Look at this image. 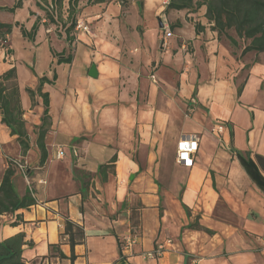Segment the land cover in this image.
Masks as SVG:
<instances>
[{
    "label": "crops",
    "instance_id": "0c3cea01",
    "mask_svg": "<svg viewBox=\"0 0 264 264\" xmlns=\"http://www.w3.org/2000/svg\"><path fill=\"white\" fill-rule=\"evenodd\" d=\"M96 1H78L76 19L91 33L74 30L70 45L61 26L46 25L39 0H24L4 22L26 31L38 25L33 40L13 27L6 43L12 63L4 66L0 53V74L16 69L23 115L35 103L39 126L42 100H31L26 89L35 91L39 78L55 72L54 83L42 86L51 124L44 144L47 158L48 137L62 156L54 150L59 165L46 158V175L33 176L36 204L0 215V240L23 234L25 264H264V58L234 55L207 20L191 25L196 13L170 10L175 24L153 26L168 0H134L127 9ZM68 2H62L63 20ZM198 11L204 16L206 9ZM53 54H70L72 61L57 64ZM92 64L96 78L88 76ZM164 68L172 75L164 78ZM182 135L198 138L190 167L176 162ZM14 141L0 122V182ZM73 157L81 162L74 168L84 172L73 170ZM101 165L111 172L99 173ZM61 175L69 186H55ZM15 177L21 197L27 188ZM67 220L84 234L73 249L63 234ZM129 234L137 240L126 251L122 241ZM158 245L164 248L159 257H143Z\"/></svg>",
    "mask_w": 264,
    "mask_h": 264
},
{
    "label": "trees",
    "instance_id": "16d2710c",
    "mask_svg": "<svg viewBox=\"0 0 264 264\" xmlns=\"http://www.w3.org/2000/svg\"><path fill=\"white\" fill-rule=\"evenodd\" d=\"M1 1V0H0ZM24 0H16L11 7H0V12L15 13L16 10L22 8ZM45 8L36 2V6L45 13L46 25L55 24L61 26L65 33V39L70 45L74 39L72 33L75 29L77 19L76 5L79 0H69L67 17L62 18V2L63 0H41ZM100 2L97 0L95 3ZM205 7V18L211 24V29L217 32L218 36L224 35L229 43L236 47L237 42L228 31L233 30L237 37L249 40L242 51L241 56L248 52L262 53L264 52V0H168L164 13L170 10L187 11L188 13H196L201 7ZM139 15L142 14V4L137 2ZM13 27L19 29L22 37L27 40H33L38 30V25L33 24L29 31H26L22 25L15 23L14 25L0 21V47H5L7 38L12 32ZM201 26L196 23L195 28ZM7 54H11L7 50ZM56 57L57 64H70L72 56L53 54ZM56 74L53 71L52 78H39L37 88L31 90L26 89L31 100L38 95L42 100L43 113L41 123L36 127L37 138L36 147L39 150V165H43L47 158L44 144V138L50 129V116L48 115L49 97L48 94L42 92L44 84H53ZM240 90L238 91V94ZM23 111L20 102L19 87L17 82V73L14 67H11L0 74V122L9 130L11 136H15V140L20 147L21 154L24 156L30 148L28 142L25 122L22 119ZM109 165L99 166V173ZM112 167V166H110ZM16 165L10 163L5 169L0 182V215L14 213L15 211L27 208L36 204L30 190L27 188L23 196L19 197L13 185ZM64 235H67L71 249L83 238V230L70 221L65 222ZM24 242L23 234H16L6 239L0 240V264H25L22 258ZM64 257L63 255H61Z\"/></svg>",
    "mask_w": 264,
    "mask_h": 264
},
{
    "label": "rangeland",
    "instance_id": "374dc122",
    "mask_svg": "<svg viewBox=\"0 0 264 264\" xmlns=\"http://www.w3.org/2000/svg\"><path fill=\"white\" fill-rule=\"evenodd\" d=\"M16 1V0H15ZM14 0H1L0 1V5H3V6H6V7H11L14 2ZM40 2H42L41 0H39ZM102 1H105L106 3H110V2H114V3H119L121 6L125 7L127 9V7L131 4H133V1L134 0H102ZM43 4V3H42ZM138 7L135 6V10H137ZM168 13H165L161 16V18H159V22H155L153 23V26H157L159 24L170 28V23L172 24H175V17H171V16H168ZM200 12L197 10L196 11V14L194 15L195 17H191L190 18V23L191 25H194L195 23H197V21H194V19L196 18H204V21L207 20L205 18V15L202 16L201 14H199ZM134 12H131L130 16H129V22H134V19L137 17L136 15L134 16ZM182 17V16H181ZM148 19H150L149 17H147ZM13 19V15L10 14V13H7V12H0V20L2 22H9ZM148 19H146V24L150 23L151 21ZM152 20V18H151ZM186 20L188 21V18H186ZM189 22V21H188ZM208 22V21H207ZM163 32V31H162ZM228 36H231L232 38H234L237 42V46L236 47H233L228 39L222 35L221 36V40L224 42V44L227 46V47H230L234 52L233 54L234 55H239L241 53V50L249 44V40H244V39H240L239 37H237V35L235 34V32L231 29L228 31ZM162 35H164L162 33ZM10 37V35H9ZM8 37V38H9ZM163 41V40H162ZM18 43H19V39H18V36H17V32H13L12 35H11V45L16 49L18 47ZM9 47H10V44H6L5 47H0V53H4L5 54V58L7 59H4V66L6 65H9L11 64V59L13 58L11 56V54H7V50H9ZM254 54H256V57L259 58V56H262L264 58V52H262V54L260 53H255V52H249V55L250 58H252L254 56ZM260 54V55H259ZM39 56L40 58L42 57V52L40 51L39 52ZM241 58V57H239ZM255 60H257V58H255ZM43 62V59H41V63ZM80 67L78 66V64H76L74 66V70L75 71H79ZM22 73H23V70L20 69V78L22 79ZM242 73V72H241ZM59 74L60 76H64L65 74V70L63 69H59ZM160 74H162V76L164 78L167 77V75H172L171 71L168 69H161L160 71ZM240 75H243V74H240ZM63 78V77H62ZM35 103L32 104V110H31V113L28 116H26L27 119H25V115L22 116V119L24 120L25 122V128H26V131H27V136H28V142H29V145H30V148L28 150V152L24 155V156L21 154V151L19 149V146L17 144L16 141H14L15 143V148H10L8 150V153L5 154V157L3 159V165L7 167L8 164L12 163L14 165H16V170H15V173H16V177H15V181L17 182L18 181V184H21V188H28V189H31V190H34V183H33V176H35L36 174H43L42 176H45L46 175V169H47V166L45 165H39V150L37 149L36 147V138H37V129L36 127L38 125H35L34 124V121L37 120V114H36V110H35ZM189 109V108H188ZM187 109L186 113H184V115H189L190 114V111ZM192 109V108H190ZM46 143L48 144V149L50 151L49 153V157L47 158L48 159V164H53L54 165H59V161L54 157L52 156L54 150L56 151L57 149V146L55 144V142L53 141V138H47L46 139ZM4 154V153H3ZM27 155H29L28 158ZM23 156V157H22ZM72 162H71V165L73 166V170L76 169L74 168V165H78V164H81V162L79 161H75L76 158L74 159V157L72 158ZM52 161V163H51ZM62 161V160H61ZM1 163V162H0ZM2 164V163H1ZM18 165L22 166L23 169H20L18 167ZM78 172L79 171H82L84 172L83 170L81 169H76ZM108 172H111V168H107L106 169ZM56 171H59L60 174H63L62 171V167H60L59 170H56ZM55 171V172H56ZM52 174H53V171H52ZM91 176H88V178H86V181L88 184L92 183L91 182ZM55 182V186H58L60 188L62 187H67L69 186L68 181H67V178L63 175H61L60 177H57L56 180H54ZM94 184V182H93ZM17 188V187H16ZM18 189V188H17ZM67 190H70L69 188L66 189ZM91 195L94 197V194L91 193Z\"/></svg>",
    "mask_w": 264,
    "mask_h": 264
},
{
    "label": "built area",
    "instance_id": "2783aa9c",
    "mask_svg": "<svg viewBox=\"0 0 264 264\" xmlns=\"http://www.w3.org/2000/svg\"><path fill=\"white\" fill-rule=\"evenodd\" d=\"M75 31H81L85 34L90 35L91 31L88 25L77 21L75 26ZM170 32L169 30H165L164 36H169ZM214 131L218 134L223 132V126L217 125L214 128ZM197 143L198 138L194 135H182L178 141L177 149H176V162L180 165L190 167L192 166L193 162V155L195 154L197 150ZM62 156V150L58 149L56 151V158H61ZM20 169H23L22 166L18 165ZM137 237L135 235L129 234L123 238L122 245L123 250H130L133 245L136 244ZM164 251V248L162 245H158L155 250L152 252H147L143 254V257L145 258H154L159 257Z\"/></svg>",
    "mask_w": 264,
    "mask_h": 264
},
{
    "label": "water",
    "instance_id": "95a60500",
    "mask_svg": "<svg viewBox=\"0 0 264 264\" xmlns=\"http://www.w3.org/2000/svg\"><path fill=\"white\" fill-rule=\"evenodd\" d=\"M98 75L96 67L94 64H92L88 70V76L91 78H96Z\"/></svg>",
    "mask_w": 264,
    "mask_h": 264
}]
</instances>
